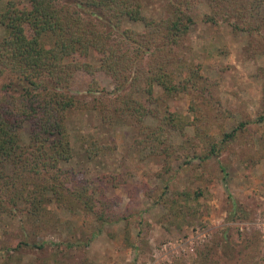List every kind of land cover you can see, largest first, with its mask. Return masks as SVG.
Here are the masks:
<instances>
[{
    "label": "rangeland",
    "instance_id": "obj_1",
    "mask_svg": "<svg viewBox=\"0 0 264 264\" xmlns=\"http://www.w3.org/2000/svg\"><path fill=\"white\" fill-rule=\"evenodd\" d=\"M9 1L29 2L0 0V11ZM168 3L142 0L143 14L160 20ZM192 4L195 24L176 56L200 66L210 90L163 100L156 86L154 101L134 95L161 116L181 119L178 128L166 129L168 153H155L145 142L146 128L155 129L156 118L141 123L95 102L119 104L123 98L117 102V97L128 86L118 91L98 70L97 89L105 92L90 93L93 77L82 73L68 91L85 106L68 113L72 158L60 167L87 181L96 201L108 203V220L103 224L86 210L53 203L51 215L36 221L20 204L0 216V264H264V48L254 54L249 34L234 32L222 20L206 23L208 2ZM125 29L145 31L130 20L112 31L121 37ZM89 61L99 67L98 59ZM10 81L6 74L0 92ZM233 130L238 139L224 144ZM28 131L26 124L24 144ZM209 141L221 152L204 158Z\"/></svg>",
    "mask_w": 264,
    "mask_h": 264
},
{
    "label": "trees",
    "instance_id": "obj_2",
    "mask_svg": "<svg viewBox=\"0 0 264 264\" xmlns=\"http://www.w3.org/2000/svg\"><path fill=\"white\" fill-rule=\"evenodd\" d=\"M197 1L202 0L193 2ZM204 1L211 9L206 23L218 25L222 20L234 32H246L254 54L264 48V0ZM193 2L169 0L160 20L144 16L142 0L6 3L0 11V81L9 74L11 83L0 92V216L24 204L27 214L41 221L51 215L49 207L55 203L70 210H86L106 223L108 203L96 201L87 181L77 180L74 171L60 167L72 158L68 113L85 106L68 91L70 84L83 73L93 77L94 92L90 93L102 94L105 90L97 89L94 79L101 70L118 91L128 86V91L117 97V102L123 98L119 104L111 100L107 106L103 99L95 102L111 114H129L141 123L156 118L155 129L145 127V142H151L155 153L167 154L166 129L178 128L181 119L172 113L161 116L134 95L154 101L156 86L162 89L163 100L210 90L211 83L201 75L200 66L176 56V49L195 24ZM125 20L141 22L145 31L125 29L121 37L116 36L112 29L121 30ZM92 57L100 61L99 67L89 61ZM26 124L29 140L24 144L21 135ZM237 139L238 131L233 130L221 141ZM208 147L204 158L221 152L217 142L209 141ZM91 152L89 149L90 156ZM71 182L74 185L69 186Z\"/></svg>",
    "mask_w": 264,
    "mask_h": 264
}]
</instances>
